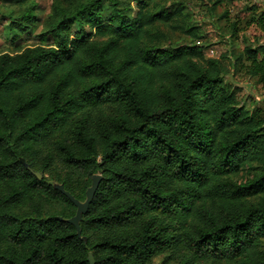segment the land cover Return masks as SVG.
<instances>
[{"label":"trees","instance_id":"1","mask_svg":"<svg viewBox=\"0 0 264 264\" xmlns=\"http://www.w3.org/2000/svg\"><path fill=\"white\" fill-rule=\"evenodd\" d=\"M131 1L89 0L53 45L0 54V264H264V119L225 56L169 44L197 38L184 0ZM249 23L264 35V12ZM258 42L230 58L264 89ZM96 175L78 237L54 185L84 202Z\"/></svg>","mask_w":264,"mask_h":264},{"label":"rangeland","instance_id":"2","mask_svg":"<svg viewBox=\"0 0 264 264\" xmlns=\"http://www.w3.org/2000/svg\"><path fill=\"white\" fill-rule=\"evenodd\" d=\"M89 0H0V54H14L34 46H51L58 23L73 16L80 5ZM122 9L130 7L129 15H134L136 4L131 0H117ZM179 3L181 0H170ZM185 13L192 24L198 27L197 38L193 41L182 34L168 37L172 46H188L196 42L203 47L205 58L225 56L222 66L226 70L224 82L235 92L237 101L250 112L259 111L264 119V89L248 79L240 71L234 70L231 53L238 54L244 48H254L256 41L264 44V35L260 34L249 21L264 12V0H184ZM257 9V13L250 11ZM128 13V12H127ZM24 15L31 19L23 20ZM236 25L235 38H231V28ZM77 28L72 25L68 33ZM164 31V29H161ZM167 43V42H166ZM168 44V43H167ZM151 264H177L164 257L154 259Z\"/></svg>","mask_w":264,"mask_h":264},{"label":"water","instance_id":"3","mask_svg":"<svg viewBox=\"0 0 264 264\" xmlns=\"http://www.w3.org/2000/svg\"><path fill=\"white\" fill-rule=\"evenodd\" d=\"M24 167L38 181L42 180V178H43L42 173L33 171L28 165H25ZM100 180H101V178L98 175H96L92 178L91 185L85 193V201L84 202H79V201L75 200L69 193H67L63 190L62 186L54 185V189L59 191L64 197H66L75 208L74 217L67 220L66 222L76 230V235L78 237H80L79 224L82 220V217L84 215H86V213L88 211V208H89V206L92 202V199L95 195V192L97 191V188L99 186ZM87 262H88V264H94V260H93V257L91 254H88Z\"/></svg>","mask_w":264,"mask_h":264}]
</instances>
